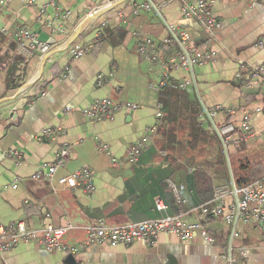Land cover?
I'll return each instance as SVG.
<instances>
[{
	"label": "crops",
	"instance_id": "obj_1",
	"mask_svg": "<svg viewBox=\"0 0 264 264\" xmlns=\"http://www.w3.org/2000/svg\"><path fill=\"white\" fill-rule=\"evenodd\" d=\"M27 1L14 0L0 15V28L7 33L0 31V227L72 226L62 242L79 246L86 241L84 228L98 220L124 225L184 210V220L202 223L214 243L165 233L155 244L103 243L87 246L75 256L22 243L0 252V264H172L170 259L175 264H227L230 245L239 263L264 264V224L239 221L235 226L239 237L232 240L233 224L224 218L203 221L193 211L212 201L215 188L227 185L228 167L209 155L200 162L190 146L213 131L198 97L203 109L223 108L214 118L216 124L238 125L249 112L252 134L232 146L229 164L236 179L264 176V93L246 80L241 86L243 81L237 78L264 62V0H213V16L221 23L214 35L183 16V1L194 0H151L160 15L140 9L134 17L126 3L131 24L116 13H106L69 47V38L99 0H58L47 9L51 0L31 5ZM166 24L188 31L190 44L202 59L214 54L195 66L193 75L185 70L171 73L172 82L190 81L184 91L159 87L162 69L151 71L131 34L141 27L170 56L176 46L166 44ZM20 27L42 31L58 44L47 58L29 56L12 37ZM78 50L83 55L76 58L73 51ZM103 99L120 107L112 119L93 122L84 111ZM47 129H60L61 136L55 141L43 138ZM152 129L154 133L149 132ZM147 135L148 145L130 165V151ZM103 146L106 151L100 150ZM64 148L69 155L55 177L34 179L41 165L54 162ZM83 168L94 176L93 193L83 187L58 188L60 178ZM171 183L186 201L182 207ZM158 200L165 210L157 209Z\"/></svg>",
	"mask_w": 264,
	"mask_h": 264
},
{
	"label": "built area",
	"instance_id": "obj_2",
	"mask_svg": "<svg viewBox=\"0 0 264 264\" xmlns=\"http://www.w3.org/2000/svg\"><path fill=\"white\" fill-rule=\"evenodd\" d=\"M14 0H0V15L3 9L7 8ZM35 0H28L27 4L31 5ZM121 0H99L98 5L90 12L88 17H94L93 23H98L102 16L106 13H116L119 18H123L126 23H129L130 17L138 16L140 9L154 10L159 15V8L151 1L144 0L143 3H138L137 0H125L123 4L115 7ZM58 0H51L47 6H55ZM129 3L132 6L131 16L126 15L124 4ZM213 0H194L193 3L183 1L182 13L187 19L196 20L210 35H214L221 27V23L213 16L212 12ZM131 24V22L129 23ZM106 25V23H102ZM168 37L166 44L176 46V50L172 55L167 56L160 51L155 44L153 38L149 36L141 27L134 29L131 34L138 39V52L150 65L151 71H156L158 68L161 71V80L159 87H169L173 90L184 91L190 81L175 83L170 81L171 73L178 70H185L193 75V69L197 65L206 63L212 56L210 53L201 58L198 55L196 47L190 44L191 35L188 31L178 29L174 25L166 24ZM0 31L7 34L5 29L0 28ZM18 49L25 54L35 55L39 58H47L58 43L50 45L47 42L39 40V35L26 27H20L12 36ZM76 58L83 55V51H73ZM102 79V77H99ZM193 78V76H192ZM237 78L240 81L246 80L250 83H255L264 93V62L258 65L249 67L248 71L238 73ZM101 83V81H99ZM119 104L111 99H103L95 102L92 106L84 111L88 119L93 122H101L112 119L119 109ZM223 110L222 107H216L213 110L204 108L205 115L212 123V128L216 132L218 138L227 149L229 145L237 144L244 141L252 134L251 114L248 112L244 115L241 122L216 124L214 118ZM262 109H256V112H261ZM232 114V110H228ZM60 129H47L43 131L42 137L49 140H56L61 136ZM154 133V130H150ZM148 135L145 136L133 150L129 153V164L133 165L138 162V153L148 145ZM100 150L106 151L107 147L103 146ZM14 157L19 158L17 153ZM69 150L61 149L57 159L54 162L43 163L40 167V172L34 175V179L43 180L45 178L52 180L57 172L66 164ZM43 172H46L44 174ZM176 198V203L179 206L186 204L177 192L174 184H170ZM17 186H14L15 189ZM83 187L88 193L95 191L94 176L90 169L83 168L68 176L58 180V188L62 190H72ZM213 204V205H211ZM156 207L159 211H163L166 207L157 201ZM199 213L203 221L218 220L224 218L228 223L234 225L232 232V240L239 237L236 230V224L242 222H255L264 224V176L244 185L237 186L234 181L229 185H224L214 189L213 199L210 203H205L193 209ZM186 213L181 210L175 216H166L160 219L146 220L138 223H128L124 225H108L104 220L90 224L84 228L86 232V241L79 246H67L62 242L67 232L72 228H58L48 224H44L36 230H28L22 223H12L6 227H0V252L6 253L17 247L19 244H35L43 247L48 252L61 251L69 255L75 256L87 246L107 243L112 247L124 246L129 247L136 242H144L155 244L161 234H172L182 240H190L194 237H201L208 243H214V239L209 235L208 231L200 222H187L184 220ZM227 264H244L239 263L230 250L225 257Z\"/></svg>",
	"mask_w": 264,
	"mask_h": 264
},
{
	"label": "rangeland",
	"instance_id": "obj_3",
	"mask_svg": "<svg viewBox=\"0 0 264 264\" xmlns=\"http://www.w3.org/2000/svg\"><path fill=\"white\" fill-rule=\"evenodd\" d=\"M199 99L200 98L198 97L197 103H198V106L200 107V110L203 111L204 109H203L202 103ZM204 114H205V112H204ZM201 119L204 120L203 117H201ZM208 121H207V123H209ZM212 130L213 129H211V131ZM190 146L194 149L193 151H195L197 154L200 155L199 156L200 162L206 161L207 157L205 155H207V156L209 155L213 159L218 158V161H216V162L219 164V166H220V162H222L224 164V166L228 167L227 168L228 169L227 185H229V183L230 184L232 183V181H233L232 179L235 178V174H234L235 168L233 169V167H232L233 165L231 163L229 164V157L232 154V151H233L232 146L233 145H229V147L226 149L224 147L223 143L221 142V140L218 139V136L215 133V131L213 130L211 133L207 132V138L195 139V141L193 143H191ZM233 174H234V176H233Z\"/></svg>",
	"mask_w": 264,
	"mask_h": 264
},
{
	"label": "water",
	"instance_id": "obj_4",
	"mask_svg": "<svg viewBox=\"0 0 264 264\" xmlns=\"http://www.w3.org/2000/svg\"><path fill=\"white\" fill-rule=\"evenodd\" d=\"M125 0H121L119 3H117L115 5V7L121 5L124 3ZM94 21V17H87L78 27L77 29L74 31V33L71 35V37L69 38L68 41V45L67 47H69L72 43H74L77 39H79L82 34L88 29V27H90V24ZM39 35V40L42 42H47L50 45H55L56 44V40L53 38H50L49 35L43 33L42 31L38 32ZM170 262L172 264H175L174 261L172 259H170Z\"/></svg>",
	"mask_w": 264,
	"mask_h": 264
},
{
	"label": "trees",
	"instance_id": "obj_5",
	"mask_svg": "<svg viewBox=\"0 0 264 264\" xmlns=\"http://www.w3.org/2000/svg\"><path fill=\"white\" fill-rule=\"evenodd\" d=\"M247 82L249 83V81H247ZM240 83H241V86L244 85V82H240ZM235 181H236L237 186H244V185L248 184L249 182H252L253 179L250 178V179L244 181V176H243V177H241V179H236V177H235Z\"/></svg>",
	"mask_w": 264,
	"mask_h": 264
}]
</instances>
